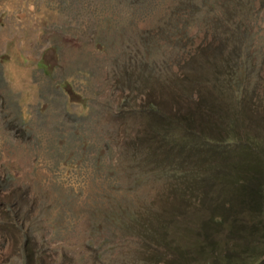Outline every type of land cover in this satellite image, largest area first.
<instances>
[{"label":"rangeland","instance_id":"1","mask_svg":"<svg viewBox=\"0 0 264 264\" xmlns=\"http://www.w3.org/2000/svg\"><path fill=\"white\" fill-rule=\"evenodd\" d=\"M175 1L0 0V264H139L175 258L169 246L198 235L240 242L217 223L197 230L213 212L205 199L185 205L170 245L129 217L137 204L145 216L155 188L129 174L128 123L116 112L126 86L116 77L170 65ZM250 24L264 52V9ZM133 89L134 101L143 99L144 89ZM254 251L264 264V247Z\"/></svg>","mask_w":264,"mask_h":264},{"label":"trees","instance_id":"2","mask_svg":"<svg viewBox=\"0 0 264 264\" xmlns=\"http://www.w3.org/2000/svg\"><path fill=\"white\" fill-rule=\"evenodd\" d=\"M261 9L264 0H176L168 17L175 21L168 28L170 65L116 77L126 86L116 112L128 123L124 147L135 162L129 174L155 188L145 196V216L137 204L130 219L146 237L170 245L185 205L205 199L213 212L202 216L197 230L217 223L240 241L220 245L200 235L193 245L176 240L169 246L175 258L144 257L139 264H259L254 249L264 247V52L253 47L250 22ZM134 86L144 89L138 102ZM157 199L161 209L153 207ZM215 243L217 254L191 260L194 251L202 255Z\"/></svg>","mask_w":264,"mask_h":264}]
</instances>
